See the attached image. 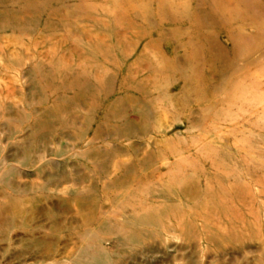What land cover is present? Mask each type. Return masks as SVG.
Listing matches in <instances>:
<instances>
[{
    "label": "rangeland",
    "instance_id": "1",
    "mask_svg": "<svg viewBox=\"0 0 264 264\" xmlns=\"http://www.w3.org/2000/svg\"><path fill=\"white\" fill-rule=\"evenodd\" d=\"M0 264H264V0H0Z\"/></svg>",
    "mask_w": 264,
    "mask_h": 264
}]
</instances>
